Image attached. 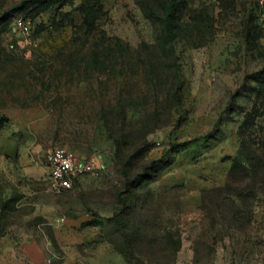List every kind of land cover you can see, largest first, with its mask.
<instances>
[{
    "label": "rangeland",
    "instance_id": "374dc122",
    "mask_svg": "<svg viewBox=\"0 0 264 264\" xmlns=\"http://www.w3.org/2000/svg\"><path fill=\"white\" fill-rule=\"evenodd\" d=\"M40 1L0 0V264H126L106 241L125 248L122 233L149 264H264L253 1L177 0V108L156 92L172 68L157 49L169 0H98L90 34L76 8L93 0L29 18ZM55 148L96 173L54 193ZM237 157L253 161L230 176Z\"/></svg>",
    "mask_w": 264,
    "mask_h": 264
},
{
    "label": "trees",
    "instance_id": "16d2710c",
    "mask_svg": "<svg viewBox=\"0 0 264 264\" xmlns=\"http://www.w3.org/2000/svg\"><path fill=\"white\" fill-rule=\"evenodd\" d=\"M75 0H41L40 3L32 10L30 11L29 18L33 19L37 16H39L42 13H46L50 11L51 9L56 8L62 9L64 7H68L73 5ZM178 2L177 0H169L167 3L165 10H164V17L161 19V36L157 39V49L162 51V54H166L168 52L167 56H165V59L170 62L171 72L170 76L168 77L169 80L166 82V80H161L159 82V86L157 87L158 90L156 92L160 95H162L164 98V101H169L171 104V107L177 108L181 104V95H180V85H179V63H178V57L176 55L175 47H174V40H175V34H174V21H175V14L177 11ZM101 7L99 6L98 0H93L92 2L88 3H81L77 8L76 11L83 17V27L87 30V34H90V32L93 30L94 22L96 21L99 13H100ZM127 49V48H126ZM92 62L94 63V66L96 69L99 68L101 65L99 63V53L98 51H93L92 53ZM99 70V69H98ZM98 72H105L106 71H98ZM150 75L154 76L155 78V70L152 69L150 71ZM116 145L118 148H120L119 141L116 140ZM126 143H124V146ZM252 159L243 160L240 157H237L233 160L232 167L230 170V176L233 175L234 172L237 171L240 167H248L252 163ZM147 177V174L143 175L141 178ZM139 178L138 180H140ZM125 213V212H124ZM113 222L119 223V214H114L113 216ZM122 238L125 241L124 247L121 248L114 241L111 239L106 240L107 243L111 246L112 250L115 251L117 254H119L125 261L126 264H149L147 262H144L143 260L135 257L131 249H129V237L122 233ZM176 250L180 248V243H176Z\"/></svg>",
    "mask_w": 264,
    "mask_h": 264
},
{
    "label": "built area",
    "instance_id": "2783aa9c",
    "mask_svg": "<svg viewBox=\"0 0 264 264\" xmlns=\"http://www.w3.org/2000/svg\"><path fill=\"white\" fill-rule=\"evenodd\" d=\"M258 12V18L264 27V0H252ZM94 159L77 158L66 148H55L45 156V166L49 172V186L54 193L71 189L76 182L94 175L98 168Z\"/></svg>",
    "mask_w": 264,
    "mask_h": 264
}]
</instances>
